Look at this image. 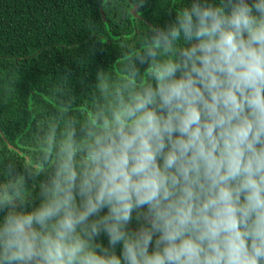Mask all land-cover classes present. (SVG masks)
Listing matches in <instances>:
<instances>
[{
    "label": "clouds",
    "instance_id": "clouds-1",
    "mask_svg": "<svg viewBox=\"0 0 264 264\" xmlns=\"http://www.w3.org/2000/svg\"><path fill=\"white\" fill-rule=\"evenodd\" d=\"M138 39L85 119L69 96L6 163L0 264H264V0H191Z\"/></svg>",
    "mask_w": 264,
    "mask_h": 264
},
{
    "label": "trees",
    "instance_id": "trees-1",
    "mask_svg": "<svg viewBox=\"0 0 264 264\" xmlns=\"http://www.w3.org/2000/svg\"><path fill=\"white\" fill-rule=\"evenodd\" d=\"M190 2L143 0L137 9L141 0H0V174L15 150L39 152L69 96L79 110L68 115L85 119L97 70L118 78L125 46L139 47L150 26Z\"/></svg>",
    "mask_w": 264,
    "mask_h": 264
}]
</instances>
